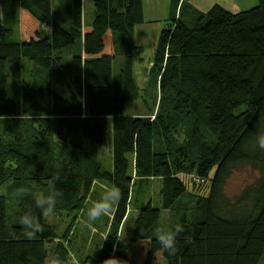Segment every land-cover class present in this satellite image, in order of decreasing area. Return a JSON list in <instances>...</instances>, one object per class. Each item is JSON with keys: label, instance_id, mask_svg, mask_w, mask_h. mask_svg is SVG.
<instances>
[{"label": "trees", "instance_id": "1", "mask_svg": "<svg viewBox=\"0 0 264 264\" xmlns=\"http://www.w3.org/2000/svg\"><path fill=\"white\" fill-rule=\"evenodd\" d=\"M71 1L66 29L54 18L53 0H0V189L6 186L17 201L10 213L8 197L0 194V264H44L46 255L70 264L71 226L59 234L35 206L56 174L63 194L55 212L82 210L97 180L121 193L101 254L90 257L95 264L127 262L128 251L144 239L141 229L150 234L165 209L184 226L177 250L169 255L151 239L143 264H154L160 251L168 264H264V151L256 146L264 132V0L237 13L219 4L193 9V25L182 20L187 0H173L172 22L161 30L150 62L158 88L155 119L124 115L125 103L141 92L134 62L143 48L134 35L145 21L143 0H93L96 17L87 25L83 0ZM16 23L20 40H7ZM78 43V72L61 89L53 78H64L62 51ZM25 59L46 72L41 82L23 80L17 100L8 94V73L20 71ZM110 141L112 168L98 153ZM244 165L259 175L232 198L226 185ZM150 179L162 181L158 205L149 200L140 207L133 236L116 247L136 183L143 189ZM21 186L28 193L14 197ZM28 211L44 228L31 240L19 224Z\"/></svg>", "mask_w": 264, "mask_h": 264}, {"label": "rangeland", "instance_id": "2", "mask_svg": "<svg viewBox=\"0 0 264 264\" xmlns=\"http://www.w3.org/2000/svg\"><path fill=\"white\" fill-rule=\"evenodd\" d=\"M257 4H258V0L256 2V5ZM71 5H72L71 0H53V4H52V10L55 20L61 23L62 25H64L66 29L70 28L71 25L70 23L72 21ZM189 6L190 7L186 6L184 11L182 12L183 14V15L181 14L182 20L189 25H193L194 20H197L196 17L193 16L194 14L193 9L196 10L198 9L191 6L190 4ZM180 10L182 11L181 7L179 8L178 16L180 15ZM95 17H96V8L94 1L83 0L84 25L92 23ZM171 22H172V18H168L167 20H161V22L158 24L160 30H162L165 27H168L169 23ZM148 26L150 30L149 32L151 33L150 39L152 40L147 42L143 52H140V54L135 55V62H134V73L137 79V83L141 88L140 96L138 99L134 101H127L125 103L124 115L126 116L146 115V116H150L152 119H155L156 110L154 109V107H155L156 94L158 92V88L156 85L157 83L156 75L151 76L149 72L151 65L150 62L153 58L154 50H155V47L153 46L154 43H152V41L155 43L157 42L156 39H158L159 32H158V27H156L155 24H148ZM20 38H21V26L20 23L19 24L16 23L12 37L11 38L8 37L6 39L18 41L20 40ZM78 53H79V43L72 44L66 47L65 49H63L62 57H63L64 78L58 79L52 74V76H54L53 78L54 85L60 87L61 89L64 88L67 89L66 85L69 86L71 83H73L72 82L73 78L78 72V70L73 65V59H74V55H77ZM22 62L23 63L20 71L10 70L8 73V94L10 97L15 98L17 100L21 98V85L23 80L30 82L34 81L37 83L41 82L46 72L43 69H41L40 66H38L36 63L32 61L25 59ZM123 63H124V57L122 56H119L114 60L113 72H114V80L116 86L122 80V76L120 74L123 69ZM153 109L154 112L153 114H151L152 113L151 111H153ZM4 123H5V119L3 117H0V135L4 134ZM110 146L111 145L109 143L108 145L103 146L98 150L100 159L102 160L103 164L108 168L110 167L108 165L110 163L108 158L110 153H112V148ZM258 175H259V171L250 165H244L236 168L226 185L227 195L232 198L235 197L243 190L245 186L254 182L257 179ZM192 178H194L195 182H198V180L196 179L197 177L195 178L192 176ZM186 182L188 183L189 188H191V183L189 181ZM153 183L154 185H151L150 187L145 186L143 189L141 188L140 183L138 182L136 183L134 203H137L142 200L149 201L150 199H153L155 205H158V201H159L158 195L161 191L162 181L161 179H158L155 180V182ZM95 185L96 187H98L96 190H95ZM111 187H113V185L110 184L109 182L103 180H97L93 183L90 194L82 210L73 213L71 215L65 212L64 213L54 212L52 216L47 217L48 222L54 224L57 227V231L59 234H63L64 232H66L67 228L71 226L70 234L67 238V244L70 249V257L75 255L77 259H79L80 263H82V258H84L87 255H91L95 258H99L101 254V246L103 244L102 240L104 238V235L106 234V231L107 230L109 231L115 213L113 214L112 212L110 215L101 218L100 220L94 222L92 228H88L86 226L87 210L89 207H91L92 203L101 199V197L104 194L103 191H105V189ZM101 191L103 192V194L98 196L97 194ZM0 194H4L8 197L9 212L12 213V211L17 207V201L9 196V194L11 193H9L6 186L0 189ZM75 214H77V216L74 219ZM175 219L176 218L173 213L170 214L168 212H162L161 219L156 227L167 226L171 228L178 223L175 221ZM72 220H74L73 223ZM134 220L135 223H137V219L131 216L127 221L123 236L124 238L132 237L133 231L135 230L133 228L135 225L133 224ZM140 246L142 247V242ZM144 249L145 248H143V250ZM134 259L136 260V263L142 264L141 257L136 256L134 257ZM121 263L122 261L117 262L116 264H121ZM154 264H168V262L163 255H157Z\"/></svg>", "mask_w": 264, "mask_h": 264}, {"label": "clouds", "instance_id": "3", "mask_svg": "<svg viewBox=\"0 0 264 264\" xmlns=\"http://www.w3.org/2000/svg\"><path fill=\"white\" fill-rule=\"evenodd\" d=\"M256 146L264 151V132L257 133ZM60 175L56 174L48 180L50 191L47 195L40 193L35 197V206L40 210L44 217H50L54 214L57 200L62 196V192L56 189V184L60 181ZM28 193V189L24 186L18 187L14 190L13 196L16 198L22 197ZM121 193L117 187L105 189L100 200L92 203L87 210L86 226L92 228L94 222L101 218L108 216L113 211V206L119 201ZM19 224L23 229V235L28 239H36L37 235L44 231L43 225L39 218L31 211L25 212L19 219ZM184 232L182 224H175L169 228L167 226H158L150 234L145 233L141 229V234L146 243H150L151 239H155L162 246L163 250L167 251L169 255L175 254L177 250V236ZM106 235L104 238H106ZM118 236H120L118 234ZM121 237V236H120ZM44 264H63L58 256L46 255ZM70 264H80L79 259L75 255L71 257Z\"/></svg>", "mask_w": 264, "mask_h": 264}, {"label": "crops", "instance_id": "4", "mask_svg": "<svg viewBox=\"0 0 264 264\" xmlns=\"http://www.w3.org/2000/svg\"><path fill=\"white\" fill-rule=\"evenodd\" d=\"M182 1L183 0H180L179 4H181ZM173 2H174L173 0H143L144 20L145 21L136 26L135 35H134L135 44L137 46L143 47V49L141 48L142 50H144L147 42L152 40V39H150L151 33L149 32L150 30L148 28L149 27L148 24H155L156 27H158L159 33H158V39H156L157 42L155 43L152 41V43H154L153 46L155 47V50H156V46H157L159 36L161 33V30H160L158 24L161 22V20H167L168 18H170L171 15H173V13H174ZM187 2H189V4L191 6L197 8L199 11H202V12H207L212 6L219 4V5L223 6L224 8H226L227 10L234 12V13H237L240 11L247 10L250 7H253L254 5H256L257 0H187ZM177 13H178V10H176V14ZM155 50H154V52H155ZM133 116H141V115H133ZM110 145H111L110 147L112 148L111 141H110ZM108 159L110 161V163L108 164L110 166L109 168H112L113 167V155H112V153H110ZM155 180H158V179H150L151 185H154L153 182H155ZM97 188L98 187H96V185H95V190ZM103 192L101 191L97 195L100 196L101 194H103ZM134 194H135V192L133 193V195L131 197V202H130V205L128 208L127 215H126L124 221L121 223V225L119 226V229H118V234L121 237L118 236V241H117L118 244H116V247L118 245V247L121 249L124 248L122 246V240L125 239L123 236H124V231H125L127 221L129 220V218L131 216L134 217L135 219H137L140 207H142L145 203L149 202V201H143L142 200V201H139L137 203H134ZM150 200H152V202H153V199H150ZM117 203L113 207V211H112L113 214L115 213ZM154 204L155 203L153 202V205ZM162 212H168L170 214L172 213L170 210H167V209L163 210ZM133 224L136 225L135 220H134ZM135 225L133 227L134 229H135ZM107 232H108V230L106 231V234L104 235V237L107 235ZM133 234H134V231H133ZM127 238H130V237H127ZM141 242H142V247L140 246ZM102 247H103V244L101 246V249H102ZM150 247H151V240H150V243L148 244L144 241V239H139L138 241H136L134 243V245L128 251L127 262L122 261L121 264H138V263H136V260L134 259V257H136V256H139L142 258V264H143V261L146 260L147 254L150 250ZM143 248H145V249L143 250ZM157 255H163V253L160 251L157 253ZM90 257H91V255H87L84 258H82V263H80V264H95V262L92 261ZM118 262H121V261H118ZM113 264H116V263L113 262Z\"/></svg>", "mask_w": 264, "mask_h": 264}, {"label": "built area", "instance_id": "5", "mask_svg": "<svg viewBox=\"0 0 264 264\" xmlns=\"http://www.w3.org/2000/svg\"><path fill=\"white\" fill-rule=\"evenodd\" d=\"M196 178V177H195ZM198 181H199V179L198 178H196ZM107 264H113V262L112 261H110V262H108Z\"/></svg>", "mask_w": 264, "mask_h": 264}]
</instances>
